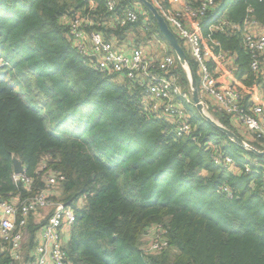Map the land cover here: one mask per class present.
<instances>
[{"label": "trees", "instance_id": "trees-1", "mask_svg": "<svg viewBox=\"0 0 264 264\" xmlns=\"http://www.w3.org/2000/svg\"><path fill=\"white\" fill-rule=\"evenodd\" d=\"M93 1L90 8L89 0H0V197L26 194L22 183L13 181L12 155L21 159L34 188L43 186L38 166L44 162V171L55 169L65 177L61 201L76 205L86 194L65 245L71 264H264V157L230 141L203 117L191 115L192 134L176 137L164 121L144 115L139 89L79 54L66 21L88 17L90 28L109 39L132 28L118 22L120 9L132 6L139 19L143 12L152 24L136 45H146L152 33L175 54L139 0H120L115 13L104 0ZM200 1L185 0L192 6ZM217 3L216 15L234 23L250 15L264 26V0ZM215 17L196 25L207 43L206 26ZM103 21L106 27L97 24ZM214 39L235 54L234 84L250 99L258 78L240 38L215 33ZM180 44L197 81L194 62ZM175 69L186 91L178 61ZM217 116L247 140L228 116ZM210 143L229 153L237 170L215 165ZM155 224L165 229L167 250L143 255L140 238ZM8 262L0 241V264Z\"/></svg>", "mask_w": 264, "mask_h": 264}, {"label": "built area", "instance_id": "built-area-1", "mask_svg": "<svg viewBox=\"0 0 264 264\" xmlns=\"http://www.w3.org/2000/svg\"><path fill=\"white\" fill-rule=\"evenodd\" d=\"M150 1L186 46L194 62L204 112L211 117V111L228 116L232 124L236 123L264 140V26L250 15L242 23H234L223 13L215 14V19L206 26L207 43L200 38L196 25L214 16L217 0H201L197 6L183 1L178 8L164 0ZM104 2L107 11H118L120 0ZM89 6H95L93 0H89ZM66 22L72 45L79 54L92 57V63L99 71L120 74L131 86L139 89L140 110L144 115L164 121L166 130L170 128L176 137L192 134L190 115L184 104L193 102L180 84V76L175 69L177 57L168 52L164 43L156 40L158 37L155 34L151 33L150 38L148 36L146 45L133 46L129 53H125L115 48L102 32L91 29L88 17L76 15ZM118 22L121 27H133L140 23L138 29L144 34L152 28L148 15L142 12L139 19V11L132 6L120 9ZM215 33L240 38L241 46L250 57V70L258 78L250 99L244 100L234 84L237 71L235 54L222 48L220 42L214 39ZM147 46L149 53L145 50ZM2 65L4 62L0 63ZM183 69L190 86L188 71L185 67ZM207 149L215 165L235 167L234 159L226 151L213 143ZM242 165L244 171L249 172L250 164L244 162ZM38 168L43 172L39 173L42 187H33V179L25 174L24 167L21 174H13L12 178L16 185L22 183L26 194L18 190L7 197H0V241L8 252V264H71L65 245L75 220V208L85 205L87 195L80 196L76 205L61 201L58 199L61 195L59 188L65 180L64 175L51 168L44 171V162ZM227 190L225 187L221 189L223 192ZM33 226L35 229L32 232ZM143 235L150 236L147 243H140L143 255L162 252L168 247L165 229L161 225H151Z\"/></svg>", "mask_w": 264, "mask_h": 264}, {"label": "water", "instance_id": "water-1", "mask_svg": "<svg viewBox=\"0 0 264 264\" xmlns=\"http://www.w3.org/2000/svg\"><path fill=\"white\" fill-rule=\"evenodd\" d=\"M139 2L142 5H144L147 8V10L152 14L154 20L157 23V26H158V29L161 35L163 36V38L166 40L168 45L174 51L177 57L178 63L182 66V68L185 67L187 69L189 77H190L192 102L196 106V108L199 110L202 117L210 125L222 131L230 141L241 146L245 150L251 151L256 156L264 157V150H258L257 148L253 147L252 145H250L249 143H247L246 141L238 137L232 130L226 128L225 126L220 124L217 120H215L213 117H211L209 114L204 112L203 105L200 102L199 91H198L197 81H196L194 72L192 70L190 62L188 61L186 53L180 44L179 39L174 34V32L171 30V28L168 26L163 16L159 13L157 8L151 3L150 0H139ZM23 168H24V165L21 159L16 157L15 155H12L13 174L14 175L21 174L23 172Z\"/></svg>", "mask_w": 264, "mask_h": 264}, {"label": "crops", "instance_id": "crops-1", "mask_svg": "<svg viewBox=\"0 0 264 264\" xmlns=\"http://www.w3.org/2000/svg\"><path fill=\"white\" fill-rule=\"evenodd\" d=\"M185 0H164V2L168 3V5L178 8L181 6L182 2ZM133 5H135V7L139 8V10L141 9L140 6L137 3H134ZM216 8H219V3H217ZM216 12V11H215ZM213 13V15H215L216 13ZM112 15H110L108 17L110 22H113L114 19H112L111 17ZM212 17V16H211ZM116 20V17H115ZM202 22V21H201ZM98 25H102L104 27L107 26L106 21H103L102 23H97ZM104 34V32H102ZM145 35L143 31H141L140 29L136 28L135 26H133L130 30H127L124 34H118V35H114L112 34L110 36V40L113 43L114 47L125 52V53H129L131 48L138 44V41L142 38H145ZM148 38V37H147ZM148 43V40H147ZM89 45V44H87ZM168 48V47H167ZM145 50L149 53L150 49L147 46L145 48ZM236 125V124H235ZM237 126V125H236ZM238 129H240L242 131V134L245 135L246 137V141H252V142H257L258 144L264 146V140L261 141V139L256 138V136L254 134L249 133L244 127H240L237 126ZM234 170H237L236 167L233 168Z\"/></svg>", "mask_w": 264, "mask_h": 264}, {"label": "rangeland", "instance_id": "rangeland-1", "mask_svg": "<svg viewBox=\"0 0 264 264\" xmlns=\"http://www.w3.org/2000/svg\"><path fill=\"white\" fill-rule=\"evenodd\" d=\"M138 4V3H137ZM170 27V26H169ZM171 28V30H172V27H170ZM173 32H174V30H173ZM175 33V32H174ZM156 40H159V41H161L162 43H164L166 46H167V44L161 39V38H157ZM155 40V41H156ZM186 47V46H185ZM171 50H172V48H171ZM173 51V50H172ZM174 52V51H173ZM175 54V53H174ZM188 54V53H187ZM188 56L190 57V55L188 54ZM0 63H2V61H0ZM197 81H198V77H197ZM181 82V81H180ZM182 84V83H181ZM183 85V84H182ZM188 93H189V95H190V97H191V87L189 86V84H188V88H187V90H186ZM192 98V97H191ZM184 108L186 109V111L188 112V114L191 116H198V117H202V115L200 114V112H199V110L196 108V106L194 105V104H184ZM211 113V115L213 116V118L214 119H217L218 120V116H217V113H215V112H213V111H211L210 112ZM247 142V141H246ZM59 191H60V188H59ZM55 199H56V197H55ZM58 199H60V197L58 198ZM150 240V236L148 235V236H146V235H142V237L140 238V243L141 244H145V243H147L148 241ZM147 245V244H146ZM167 250V249H166ZM156 253H161V252H156Z\"/></svg>", "mask_w": 264, "mask_h": 264}]
</instances>
